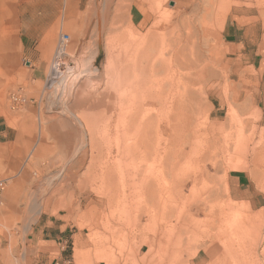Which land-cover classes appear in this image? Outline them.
Masks as SVG:
<instances>
[{"label": "rangeland", "instance_id": "1", "mask_svg": "<svg viewBox=\"0 0 264 264\" xmlns=\"http://www.w3.org/2000/svg\"><path fill=\"white\" fill-rule=\"evenodd\" d=\"M69 1L63 11L62 0H5L0 12V121L10 127L0 149V264L36 263L26 234L44 212L76 233L74 264H264V209L238 201L226 181L230 170H257L264 160L260 113L240 108L238 73L254 71L221 31L223 17L236 19L242 49H257L264 0H222L219 11L218 0H142L145 18L134 26L131 0H91L88 13H70ZM206 7L215 16L202 12ZM186 31L201 37L202 63L214 74L190 87L202 114L189 128L204 135L184 145L193 151L172 179L189 177L186 202H172L168 222L145 215L138 222L142 202L129 195L137 186L127 184L139 165L132 164L127 122L138 101L120 74L126 65L144 68L154 46L166 48ZM46 36L52 43H43ZM29 57L47 63L44 82L30 79ZM18 91L17 103L11 96ZM110 174L119 197L109 206ZM15 183L22 186L13 190ZM199 203L204 211H196Z\"/></svg>", "mask_w": 264, "mask_h": 264}, {"label": "bare ground", "instance_id": "2", "mask_svg": "<svg viewBox=\"0 0 264 264\" xmlns=\"http://www.w3.org/2000/svg\"><path fill=\"white\" fill-rule=\"evenodd\" d=\"M4 1L0 0V4L3 5ZM202 46L201 37L197 38L186 31L172 38L166 48L154 46V55L144 68H137L133 64L126 65L121 71L124 86L134 93L138 101L135 108L128 111L127 122L128 133L133 139L129 146L132 164L138 162L139 165L132 175L128 174V183L124 180L128 186H137V190H130L129 195L136 194L141 199L138 222L143 215L148 216L150 221L158 216L168 222L176 212L172 202L176 199L181 204L186 202L183 191L189 177L182 176L178 183H173L172 179L177 177L180 159L186 158L193 151L192 147L186 150L184 145H189L192 138L204 135L203 131L189 128L192 118L198 119L202 114L196 103L198 92L195 95L190 87L205 77L214 76L212 69L202 63ZM161 101L165 106L157 108V103ZM189 103L194 105L190 107ZM128 133L127 136H130ZM213 141L218 143L219 140L213 138ZM108 185L110 206L119 197L112 174ZM195 207L196 211H204L200 203Z\"/></svg>", "mask_w": 264, "mask_h": 264}, {"label": "crops", "instance_id": "3", "mask_svg": "<svg viewBox=\"0 0 264 264\" xmlns=\"http://www.w3.org/2000/svg\"><path fill=\"white\" fill-rule=\"evenodd\" d=\"M62 1L64 11V0ZM141 1L142 0H131L129 4L128 20L131 22L132 26L141 24L145 18L144 5ZM69 2L71 3L70 6L72 5V7L75 8L73 10L71 7L70 13H88L90 11L91 0H70ZM218 2L220 5L216 4L217 11L220 9L222 10V0H218ZM4 6H2L0 12L5 15L6 10ZM218 7L220 8L219 10ZM217 11L214 10V7H206L202 10V12L208 14H216ZM2 18L4 22L5 16ZM216 18L218 19V17ZM221 22V31L223 30L224 37L227 39L226 41L231 44L234 50L239 51V56L241 58H247L249 60V71H254V73H238V77L240 78V80H238L239 96L242 94L244 100L240 108L242 107L245 110L252 109L259 112V125L264 127V41L263 43H254L255 46H258L257 49H250L247 54V52L243 50L246 48V45L238 38L239 31L241 30L238 20L233 18L226 19V17H223ZM64 37L67 39L70 38L66 33ZM261 38L264 40V35H262ZM4 43L0 40V44ZM43 43L48 44L52 43V41L47 38L44 39ZM25 62L28 75L33 82H44L46 80L47 63L44 59L29 57L25 59ZM233 64H235L236 67L241 66V62L236 61ZM9 128L5 120L0 121V149L9 139ZM69 142H65V145L60 147L62 151L67 150ZM39 153L40 152H38V154ZM261 163L262 164L257 170L232 169L226 174L227 187L234 197L244 205H250L257 210L264 209V160H262ZM4 170H6V166L0 164V171ZM0 181L2 182V180ZM21 186L20 183L13 184V190ZM1 201L2 196L0 194V202ZM71 230V226L64 221L60 215H53L45 212L39 215L37 219L31 223L26 234L30 252L38 256V260L35 264H74L69 256V248H71L70 245L73 247L76 233H72Z\"/></svg>", "mask_w": 264, "mask_h": 264}, {"label": "built area", "instance_id": "4", "mask_svg": "<svg viewBox=\"0 0 264 264\" xmlns=\"http://www.w3.org/2000/svg\"><path fill=\"white\" fill-rule=\"evenodd\" d=\"M60 39H61V37H60ZM61 40H59V44L60 45H61ZM19 92L20 91H18L17 93H13L12 96H11L12 100L17 102V103L20 102V101H23V98L20 96ZM2 189H3V183L0 181V192H1Z\"/></svg>", "mask_w": 264, "mask_h": 264}]
</instances>
